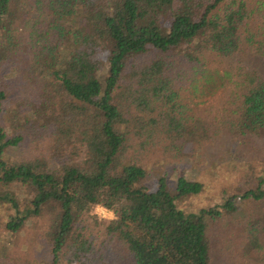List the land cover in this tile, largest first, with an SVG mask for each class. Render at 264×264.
Here are the masks:
<instances>
[{
	"label": "trees",
	"instance_id": "1",
	"mask_svg": "<svg viewBox=\"0 0 264 264\" xmlns=\"http://www.w3.org/2000/svg\"><path fill=\"white\" fill-rule=\"evenodd\" d=\"M245 52L264 55V0H0L2 228L13 242L38 228L21 254L3 247L0 264H119L122 253L130 264H211L210 224L246 202L255 218L226 231L225 261L264 264V174L195 212L176 200L201 183L144 184L145 161L162 168L215 138L262 157L264 79L210 64ZM223 89L214 115L196 114ZM96 205L113 218L91 233Z\"/></svg>",
	"mask_w": 264,
	"mask_h": 264
},
{
	"label": "rangeland",
	"instance_id": "2",
	"mask_svg": "<svg viewBox=\"0 0 264 264\" xmlns=\"http://www.w3.org/2000/svg\"><path fill=\"white\" fill-rule=\"evenodd\" d=\"M210 64L217 65L220 70L228 69L232 73L233 78L239 77L236 74L245 72V69H253L259 77L264 79V55L245 52L233 58L222 59L220 61L216 59ZM239 67L240 71L238 70ZM227 93L228 89H223V91H218L216 94L208 97L205 102L195 107V109L197 108L196 114H199V116L208 115L209 113L211 116L214 115L215 110L224 103ZM3 106L7 108L10 107V104L6 101ZM0 122L2 124L5 123L2 114H0ZM6 152L10 156H18L23 153L21 148H11ZM168 161L171 163L164 164L162 168L157 167L160 164L154 163L153 160L145 161L146 177L144 184L149 189H154L157 178L164 176L168 186L173 189L178 175H183L191 181L201 183L202 189L198 194L176 200L177 206L185 212H195L202 208L219 205L228 196L242 193L248 188H253L256 177L264 174V153L261 158L251 161L248 157L238 153L236 147L224 138H215L209 143H205L198 148H193L180 158ZM251 164L253 166L252 169ZM22 191L21 188L16 189V194L22 195ZM21 198L19 196V199ZM257 204L258 207L256 208H258V212L260 215H264V199ZM253 205L256 204L246 202V204L239 205L235 215H225L215 223L210 224L211 264H230V262L225 261V257H227V249L231 247V243L233 242L231 239L234 236L231 233L227 235L226 231L233 227L236 219L240 220L248 214H252L255 218V212L252 209ZM9 213L10 210L7 209V206L0 204V252L3 247H6L21 254L25 246L33 239L34 232L38 228L37 225L34 227L32 224L25 225L18 233V240L13 242V238H9L2 228V224L7 219ZM111 218H113L111 211L100 205H96L89 210L84 220L87 228L92 233L98 228L97 224H106ZM94 221L95 223H93ZM261 235L264 239V234ZM116 249L119 250L118 247ZM41 251L42 247L38 244L35 253L39 254ZM122 254L123 259L119 264H130L129 259L125 258L127 256L124 253ZM13 258L14 256H11L12 260ZM34 264H38V261H35Z\"/></svg>",
	"mask_w": 264,
	"mask_h": 264
}]
</instances>
